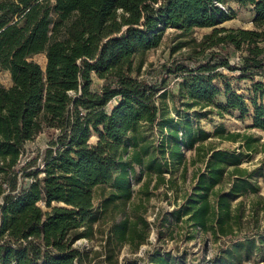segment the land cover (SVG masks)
Masks as SVG:
<instances>
[{"label": "trees", "instance_id": "obj_1", "mask_svg": "<svg viewBox=\"0 0 264 264\" xmlns=\"http://www.w3.org/2000/svg\"><path fill=\"white\" fill-rule=\"evenodd\" d=\"M229 2L251 9L252 29L218 27L230 19L223 9ZM196 28L211 32L196 41ZM167 29L179 39L171 52H187L148 81L145 56ZM233 51L239 63L229 61ZM0 69L11 82L0 86V180L8 186L0 184V264H119L122 247L135 253L147 240L146 204L160 188L164 198L174 194L161 225L172 219L231 244L214 264H243L260 252L264 227L256 217L264 198L257 170L241 167L259 139L222 127L211 136L198 116L235 111L251 121L249 129L264 132V0H0ZM221 70L249 80L252 96L232 89ZM93 76L103 81L98 90ZM221 95L224 104H217ZM48 130L56 134L41 164L22 168L30 184L18 190L12 171L24 146ZM211 137L237 144L236 151L207 145ZM188 166L190 186L178 195ZM96 233H103L100 251L75 247ZM147 254L148 264L174 261L168 252Z\"/></svg>", "mask_w": 264, "mask_h": 264}, {"label": "rangeland", "instance_id": "obj_2", "mask_svg": "<svg viewBox=\"0 0 264 264\" xmlns=\"http://www.w3.org/2000/svg\"><path fill=\"white\" fill-rule=\"evenodd\" d=\"M224 11L229 15L230 19L218 25V27H225L231 29H252V13L250 8H241L233 2H229L223 5ZM211 32V28H196L192 34V37L199 41L203 35ZM177 32L171 29H167L164 33L162 42L156 49L150 50L146 56V64L142 70V78L152 81L156 78V72L159 66L163 63H169L171 59L179 58L183 53L187 52V48H182L175 53L171 52V49L178 43ZM262 45V44H261ZM224 49V47H222ZM241 53L231 52L229 61L231 63L240 62ZM34 60L44 68L45 59L44 56L38 55L34 57ZM221 72L230 80L231 88L234 89L238 94L243 95L245 98L252 96L251 93V83L249 80L238 81L232 77V74L226 70H221ZM93 84L92 89L98 90L102 85L103 81L97 79L95 76L92 77ZM255 80L260 81L259 77ZM169 84V90H177V81L173 77H169L167 80ZM10 78L7 72L0 69V86L8 87L10 85ZM215 84L221 88L219 80ZM165 103L168 104L169 114L173 115L171 111V102L169 97L165 99ZM217 104H224V97L221 95L216 99ZM259 103L264 105V97L259 100ZM114 102L112 101L107 105V109L110 110ZM198 124L211 136L213 135L215 129L223 128L225 132H239L244 134L253 135L259 139L258 152L251 155L249 159L243 160L241 167L246 168L250 171L257 170L254 182L260 187L259 195L264 198V132L249 129L251 121L247 118L240 119L239 114L235 111H229L222 116L217 115L214 110H203L199 112ZM156 132L150 134L153 140L157 141ZM56 134L55 130H48L40 134L34 141L27 143L24 146V154L21 156L18 166L12 171V175H15L17 181V189L22 190L30 184V179L22 177V173L27 172L29 169L22 170V168L27 163H32L35 160L36 164H41L40 155H42L47 144ZM158 135V133H157ZM96 136H92L90 143H95ZM207 145L217 147L221 150L236 151L237 144L227 141H219L216 138L211 137L208 139ZM261 145V146H260ZM186 159H190L193 155L191 151H184ZM246 157V156H244ZM32 166V165H31ZM33 167V166H32ZM33 169V168H31ZM194 172L193 167L188 166L187 179L186 182L178 190V195L184 192L185 189L190 186V179ZM179 172L175 174L178 177ZM262 175L261 178L258 175ZM138 175V173L136 174ZM2 191H7L8 186L6 182L0 180ZM138 184L133 185V191L138 190ZM165 188H160L157 190L153 196L149 199L146 204V220L149 224V233L147 240L139 246L135 253L129 251L127 246L122 247L118 253L119 264H148V252L154 250L160 252H168L171 255L172 264H214L213 261L217 256H223L221 254L222 246L232 249L231 244H227L224 241L215 242L209 234H204L199 230H194L184 224L174 225L173 220L169 219L167 224L161 225L160 219L163 217L165 212H169L173 208L172 202L173 193L171 191L167 192V198H164ZM2 194H0L1 197ZM134 200H136V194H134ZM246 202V201H245ZM264 205V200L261 202ZM247 205V204H246ZM95 206H97V201H95ZM261 209V208H260ZM157 215V218H156ZM247 215V213H246ZM264 213L259 212L256 220L259 222L258 228L264 227ZM248 218V219H247ZM246 219V220H245ZM243 223V229L248 231L251 227L252 218L246 216ZM250 222V223H249ZM248 224V228L247 227ZM261 227V228H260ZM103 229V227H102ZM105 229V227H104ZM264 229V228H263ZM259 232V231H258ZM103 241V233L94 234L91 240L82 239L75 243V247L89 249L92 251H100V245ZM226 245V246H225ZM102 259V258H101ZM99 259H95L91 264H100ZM218 264H228V260H224L223 263L218 261ZM243 264H264V243L260 244V252H255L251 260L243 262Z\"/></svg>", "mask_w": 264, "mask_h": 264}]
</instances>
